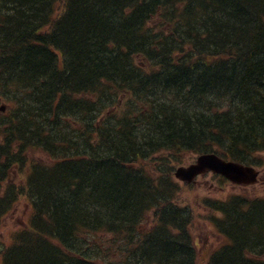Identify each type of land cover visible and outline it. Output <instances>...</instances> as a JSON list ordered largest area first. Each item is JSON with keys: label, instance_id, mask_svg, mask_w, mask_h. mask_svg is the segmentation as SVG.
<instances>
[{"label": "trees", "instance_id": "1", "mask_svg": "<svg viewBox=\"0 0 264 264\" xmlns=\"http://www.w3.org/2000/svg\"><path fill=\"white\" fill-rule=\"evenodd\" d=\"M4 88L24 113L0 118V228L21 199L32 212L0 239V264H264V197L210 204L224 242L202 259L170 165L145 163L165 151L257 163L264 0H0ZM121 95L128 106L101 122ZM37 148L51 161L34 162ZM16 169L22 185L1 196ZM102 232L122 241L110 262L86 239Z\"/></svg>", "mask_w": 264, "mask_h": 264}, {"label": "rangeland", "instance_id": "2", "mask_svg": "<svg viewBox=\"0 0 264 264\" xmlns=\"http://www.w3.org/2000/svg\"><path fill=\"white\" fill-rule=\"evenodd\" d=\"M4 95V92L7 93V89H0V94ZM9 99L11 102L13 101L12 104H10L7 100L4 102L7 103L8 106V111L7 113H12L16 110H18V114L21 115L24 112L21 111V108L19 107V104L21 102V97L17 94L15 91V98L13 100V96L9 95ZM2 101L0 102L1 105ZM175 104V101L173 102V105ZM6 111V110H5ZM5 111H0V117L2 116L1 114ZM32 156L34 159L38 160H44L45 162L49 161V157L42 152L41 149L35 150ZM165 156L169 157L170 160H167V162L163 161L165 160ZM196 155L193 153L187 151V152H168L165 151L164 154H159L157 156H153V158H149L148 160V169L149 171H153V168H155L159 164H166L170 165L171 167V173L174 178V173L177 167L183 166V165H188L190 162H194L196 159ZM180 159V160H179ZM47 160V161H46ZM179 160V162H177ZM147 169V170H148ZM260 171L262 174L261 181L254 187H248L246 190L241 188V186H233L230 182H228L225 179H221V177L217 175H206V176H200V178L197 179V182L194 183L192 186H185L183 182H179L180 189L178 187L177 189V204L180 205V207L183 210V212L191 211L193 212V216L188 223V226L190 227V231L192 234V237L194 238V241H196L195 248L198 249L199 251V257L207 258L210 256L211 253L214 252L216 247H219L223 243V239L219 237V235L216 233L215 228H213L212 225H210L209 221V216L210 212L207 209V205L205 202L207 201H212L213 199H224L227 197L230 193H250V194H258L259 189L264 190V167H260ZM13 180H16V176H12ZM11 179H9L7 182H10ZM23 183V179H19L18 181V186H21ZM28 205L24 202V199H21L17 205L8 213L6 216L4 228H0V236L5 239L7 236V231L10 230L11 227H18V225H23V220L26 219V215L28 214ZM149 217V216H148ZM151 220V217H149ZM7 226V228H6ZM163 233H160L158 238L159 240H162L164 243H168L170 240L169 237H165L164 235L167 233L166 229H162ZM170 233L176 234L177 231L174 230L172 227H170ZM102 235H91L88 236L89 243L91 245L94 244L95 241H98L99 238ZM9 238V235H8ZM94 240V242H93ZM110 242V240L105 237L103 239L102 244L98 242L97 244H100L102 247L105 243ZM201 252V253H200ZM197 254V257H198ZM206 263V260L203 262V264Z\"/></svg>", "mask_w": 264, "mask_h": 264}, {"label": "water", "instance_id": "3", "mask_svg": "<svg viewBox=\"0 0 264 264\" xmlns=\"http://www.w3.org/2000/svg\"><path fill=\"white\" fill-rule=\"evenodd\" d=\"M208 170L224 174L233 182L244 184L255 182L258 173L250 166H243L235 161H226L210 153L199 156L196 164H191L188 167H179L176 176L188 182L192 181L196 175Z\"/></svg>", "mask_w": 264, "mask_h": 264}, {"label": "bare ground", "instance_id": "4", "mask_svg": "<svg viewBox=\"0 0 264 264\" xmlns=\"http://www.w3.org/2000/svg\"><path fill=\"white\" fill-rule=\"evenodd\" d=\"M13 93H14V92H13ZM13 93H12V94H13ZM12 94H10V95L12 96ZM8 96H9V95H8ZM41 102H42V103H45V100H43V101H41ZM77 254H79V253H77ZM79 255H81V254H79Z\"/></svg>", "mask_w": 264, "mask_h": 264}]
</instances>
